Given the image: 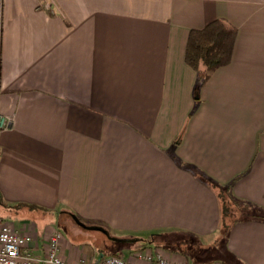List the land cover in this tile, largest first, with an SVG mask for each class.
Here are the masks:
<instances>
[{
  "label": "crops",
  "instance_id": "crops-1",
  "mask_svg": "<svg viewBox=\"0 0 264 264\" xmlns=\"http://www.w3.org/2000/svg\"><path fill=\"white\" fill-rule=\"evenodd\" d=\"M213 18L237 33L201 84L184 47ZM0 113V224L37 256L59 232L73 264H264V218L218 196L264 210V0H0Z\"/></svg>",
  "mask_w": 264,
  "mask_h": 264
},
{
  "label": "trees",
  "instance_id": "trees-1",
  "mask_svg": "<svg viewBox=\"0 0 264 264\" xmlns=\"http://www.w3.org/2000/svg\"><path fill=\"white\" fill-rule=\"evenodd\" d=\"M237 29L219 18H213L202 27L190 28L184 47V61L193 69L202 84L210 73L230 62ZM212 186L219 184L203 176ZM223 222L243 218H264V210L249 202L234 198L228 185L218 192ZM32 207V206H30ZM224 225H227L224 223ZM84 227V226H83ZM111 238V236H109Z\"/></svg>",
  "mask_w": 264,
  "mask_h": 264
},
{
  "label": "built area",
  "instance_id": "built-area-1",
  "mask_svg": "<svg viewBox=\"0 0 264 264\" xmlns=\"http://www.w3.org/2000/svg\"><path fill=\"white\" fill-rule=\"evenodd\" d=\"M48 4V3H47ZM48 7V6H46ZM8 119L0 113V129L8 125ZM59 232L51 235L47 251L42 257L37 256L29 248V235L20 232L7 224H0V264H35L41 261L44 264H73L66 259L61 258L57 253V240ZM136 256L142 258L145 255L137 252ZM160 264H187L186 261H174L160 259ZM99 264H143L140 262H130L122 259L118 255H109Z\"/></svg>",
  "mask_w": 264,
  "mask_h": 264
},
{
  "label": "rangeland",
  "instance_id": "rangeland-1",
  "mask_svg": "<svg viewBox=\"0 0 264 264\" xmlns=\"http://www.w3.org/2000/svg\"><path fill=\"white\" fill-rule=\"evenodd\" d=\"M123 233H125V234H122V233H118V234H116V236L117 237H125V238H128V237H135V236H131L129 233H127V232H123ZM151 233L152 232H144L143 234H140V236H142V237H144V236H146V238H147V240L146 241H143V240H136V241H133V242H131L130 244H138V243H142V245H144V244H147L148 243V241L150 240V238H151ZM166 235H169V236H171V233L170 232H164L163 233V239L162 238H160L158 235H154L152 238H151V240H150V242H149V245H151V246H154L155 244H160V245H162V246H164V245H166L165 243H167V242H169L170 240H171V238H173V237H168V238H165L166 237ZM150 236V237H149ZM123 242H126V241H115V246H114V252H118V253H124L125 251H124V248H125V246L127 245V243H123ZM129 244V243H128ZM217 249H219L220 248V244H217L216 246H215ZM215 248V249H216Z\"/></svg>",
  "mask_w": 264,
  "mask_h": 264
},
{
  "label": "water",
  "instance_id": "water-1",
  "mask_svg": "<svg viewBox=\"0 0 264 264\" xmlns=\"http://www.w3.org/2000/svg\"><path fill=\"white\" fill-rule=\"evenodd\" d=\"M81 225H83V226H85V227H87V228H92V229H101L102 230V228L100 227V226H96V225H86V224H82V223H80ZM104 232L107 234V232L104 230ZM108 235V234H107ZM109 236V235H108ZM114 239H116V240H120V241H132V239H128V238H115L114 237Z\"/></svg>",
  "mask_w": 264,
  "mask_h": 264
}]
</instances>
